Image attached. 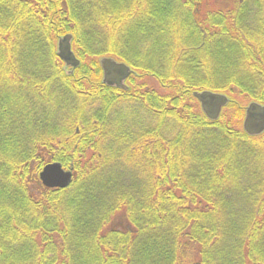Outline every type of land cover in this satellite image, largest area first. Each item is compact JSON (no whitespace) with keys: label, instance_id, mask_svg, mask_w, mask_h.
<instances>
[{"label":"trees","instance_id":"16d2710c","mask_svg":"<svg viewBox=\"0 0 264 264\" xmlns=\"http://www.w3.org/2000/svg\"><path fill=\"white\" fill-rule=\"evenodd\" d=\"M212 1L0 0V264H264V0Z\"/></svg>","mask_w":264,"mask_h":264},{"label":"water","instance_id":"95a60500","mask_svg":"<svg viewBox=\"0 0 264 264\" xmlns=\"http://www.w3.org/2000/svg\"><path fill=\"white\" fill-rule=\"evenodd\" d=\"M57 54L65 61L66 65L76 66V60L70 49V35H64L58 39ZM100 66L103 70L102 82L118 88H126L124 81L132 72L124 62L112 57H101ZM193 96L198 100L200 109L211 121L218 119L222 108L227 104L228 97L222 93L211 91H193ZM244 132L250 136L259 135L264 131V104L251 101L245 107L242 121ZM39 180L46 188H64L70 184L71 171L64 170L60 163H46L38 174Z\"/></svg>","mask_w":264,"mask_h":264},{"label":"bare ground","instance_id":"6f19581e","mask_svg":"<svg viewBox=\"0 0 264 264\" xmlns=\"http://www.w3.org/2000/svg\"><path fill=\"white\" fill-rule=\"evenodd\" d=\"M57 43H58V41H57ZM71 49V48H70ZM72 51V50H71ZM58 57H60L59 55H58ZM76 58V57H75ZM60 59L64 62V64H65V66L66 67H69V68H74V67H77L79 64H80V60L79 59H77L76 58V60L78 61V63L76 64V66H72V65H66V63H65V61L60 57ZM126 64V63H125ZM128 65V64H127ZM129 66V65H128ZM101 67V66H100ZM130 67V66H129ZM101 69H102V67H101ZM130 69H131V67H130ZM132 70V69H131ZM132 72H133V70H132ZM102 76H103V70H102ZM128 77V76H127ZM198 101V100H197ZM52 162V161H51ZM54 162H56V161H54ZM47 163H49V162H47ZM59 163V162H58ZM46 164V163H45ZM44 164V165H45ZM43 165V166H44ZM62 166V165H61ZM63 168V167H62ZM42 169V168H41ZM40 169V170H41ZM64 170H69V171H71V174H72V179H71V182H72V180H73V177H74V173H73V170H72V168H68V169H66V168H63ZM40 172V171H39ZM39 174V173H38ZM38 179H39V177H38ZM40 181V180H39ZM71 182H70V184H71ZM40 184L42 185V183L40 182ZM69 184V185H70ZM69 185H67L66 187H64V188H67ZM43 186V185H42ZM44 187V186H43ZM46 188V187H45ZM64 188H57V189H64ZM49 189H52V188H49ZM53 189H55V188H53Z\"/></svg>","mask_w":264,"mask_h":264},{"label":"rangeland","instance_id":"374dc122","mask_svg":"<svg viewBox=\"0 0 264 264\" xmlns=\"http://www.w3.org/2000/svg\"><path fill=\"white\" fill-rule=\"evenodd\" d=\"M215 2V1H214ZM214 2L212 1V0H207V5L210 7V8H213V7H215L214 6ZM150 84H151V86H153L154 87V89L155 90H159V91H161V89H159V87H157V85H155L153 82H152V80H150ZM160 93V92H159ZM161 93H164V92H161ZM52 162H54V161H52ZM43 167V166H42ZM41 167V168H42ZM53 189V188H52ZM55 189H57V188H55Z\"/></svg>","mask_w":264,"mask_h":264}]
</instances>
